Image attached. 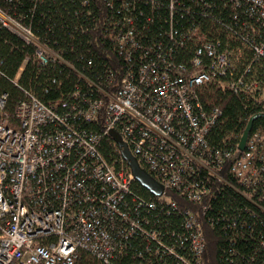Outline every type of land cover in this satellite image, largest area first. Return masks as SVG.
I'll return each mask as SVG.
<instances>
[{
	"label": "trees",
	"instance_id": "obj_1",
	"mask_svg": "<svg viewBox=\"0 0 264 264\" xmlns=\"http://www.w3.org/2000/svg\"><path fill=\"white\" fill-rule=\"evenodd\" d=\"M0 9L62 59L42 65L36 58V45L26 44L0 26V98L7 95L0 119L8 127L17 126L16 109L30 97L58 105V124L52 129H64L89 141L99 137L97 152L119 171L121 150L103 130V116L98 122L83 119L88 102L107 104L110 99L105 93L117 91L124 74L137 75L147 63L156 69L175 64L189 70L200 50L201 59L208 62L207 47L214 46L218 53L231 54L235 68L198 89L202 109L208 114L218 111L206 137L210 149L235 157L255 116L259 117L252 130L264 133V22L249 0H0ZM235 80L244 81L238 92L229 88ZM252 83L256 86L249 90ZM223 162L222 182L203 175L196 179L212 191L203 203L167 193L176 210L165 203L155 204L157 198L137 182L128 205L145 232L134 234L123 223L116 232L121 235L116 237L120 249L113 262L78 251L76 264H160L163 259L175 264L167 250L158 249L150 232L185 253L181 243L188 235L183 229L188 211L203 227V264H264L263 187L250 200L247 189L230 171L232 162L225 158ZM92 185L86 183L90 192ZM83 205L81 201L72 208L78 211ZM3 227L0 224V234Z\"/></svg>",
	"mask_w": 264,
	"mask_h": 264
},
{
	"label": "built area",
	"instance_id": "obj_2",
	"mask_svg": "<svg viewBox=\"0 0 264 264\" xmlns=\"http://www.w3.org/2000/svg\"><path fill=\"white\" fill-rule=\"evenodd\" d=\"M249 1L264 22V0ZM0 26L26 44L36 45V58L42 65L62 61L32 31L1 9ZM207 52L210 61L203 62L200 50L189 70L175 64L156 69L147 63L137 75L124 74L117 91L105 93L110 99L107 104L88 102V110L82 113L88 123L103 116L105 133L121 135L140 165L163 185L164 194L155 196L154 203H165L175 210L177 205L167 193L203 203L212 191L196 179L203 175L222 182L219 173L224 170V158L232 162L230 171L247 189L246 196L253 200L257 189L263 187L260 193L264 201V133L252 130L245 149L241 151L239 145L235 157L211 150L207 142L218 111L208 114L202 109L198 89L214 78L226 77L235 68L229 52L218 53L214 46L207 47ZM236 81L229 85L234 92L239 85L244 87V81ZM255 86L247 87L253 90ZM6 102L4 95L0 111ZM57 107L30 97L16 109L17 126L8 127L0 119V224L4 225L0 264H76L78 251L111 263L119 256L116 237L121 235L116 232L123 223L133 228L134 234L145 232L129 211L128 198L133 196L137 181L122 154L118 171L97 152L99 137L92 136L89 141L64 129L54 131ZM86 183L93 184L94 190L90 192ZM81 201L84 205L74 210L72 205ZM186 216L183 229L188 235L181 243L185 253L166 245L155 232H150L151 239L159 250L165 249L174 257L175 264H203V227L192 211ZM145 224L149 226V222ZM164 260L159 263L168 264Z\"/></svg>",
	"mask_w": 264,
	"mask_h": 264
},
{
	"label": "water",
	"instance_id": "obj_3",
	"mask_svg": "<svg viewBox=\"0 0 264 264\" xmlns=\"http://www.w3.org/2000/svg\"><path fill=\"white\" fill-rule=\"evenodd\" d=\"M259 116L253 117L247 128L246 131L241 139L240 142V150L243 151L245 149L248 136L253 129L254 121ZM111 138L117 143L121 150V154L125 162L128 164L131 173L135 180L148 192L156 197H160L164 194V187L161 185L156 179H154L138 162V160L132 155L131 151L129 150L127 144L122 139L121 135H119L116 131L110 132Z\"/></svg>",
	"mask_w": 264,
	"mask_h": 264
}]
</instances>
